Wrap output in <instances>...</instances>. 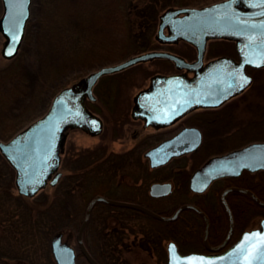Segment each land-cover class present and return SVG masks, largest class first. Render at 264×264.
I'll use <instances>...</instances> for the list:
<instances>
[{
    "label": "rangeland",
    "instance_id": "374dc122",
    "mask_svg": "<svg viewBox=\"0 0 264 264\" xmlns=\"http://www.w3.org/2000/svg\"><path fill=\"white\" fill-rule=\"evenodd\" d=\"M131 1L142 2L31 0L30 16L22 44L17 55L11 59H5L1 55L5 38L0 33V141H8L28 124L44 115L53 97L61 89L73 85L102 67L119 64L132 56L151 50L171 51L184 56L186 60H195L196 50L186 42L169 45L160 44L155 39L159 15L173 5L166 6L163 11L157 13L148 9L140 19L134 16V11L131 13L126 9V5ZM170 1L176 2L173 7H201L220 0ZM2 12L3 4L0 0V17ZM145 15L152 19L158 18L157 24L150 26L149 36L142 35V25L149 23L146 22ZM233 48L232 41H209L206 60L219 55H232ZM172 64L166 59H154L104 76L94 90L96 101L88 103L104 121L103 132L99 136H91L81 129L68 131L64 148L66 152L62 155L59 168L62 175L58 182L54 186L47 185L31 198L19 195L16 188V192L0 188L5 191L0 194L1 204L10 206L15 201V222L23 223L21 228L16 229V233L28 247L24 250V255H21L17 245H9L10 241L0 242V264L46 263L48 256L52 257L51 239L58 232H62L64 240L79 250L76 237L80 225H76L83 219L87 203L94 198L95 191L119 196L127 194V197H132L134 192L131 188L135 183H139L147 193L144 195V202L154 205L157 213L165 211L166 216H171L183 203L200 200L188 193L189 188L183 192L174 190L172 196L167 198L153 201L149 199L150 185L155 181L167 180L169 170L174 169L171 165L164 168L165 170L150 169L143 155L158 143L159 138L154 135L156 132L143 129L142 124L133 121L130 116L134 96L148 86L150 78L155 74L173 73ZM250 74L253 78L251 85L232 101V105L227 104L222 108L223 111L215 116L214 129L209 128L207 140L220 136L223 140L211 148L230 146L234 142L236 143L233 147H243L251 142L264 141L250 140L244 133L238 136L233 134L248 122H256L255 125L264 124V67L251 69ZM190 170L191 168H188L186 181ZM12 172L14 184V171ZM139 177L141 181L138 180ZM4 180L0 175V181ZM9 184L8 179V187ZM216 186L219 188V184ZM82 191H86L87 195H83ZM244 203L248 204L249 201ZM246 204H239L236 209L246 210ZM60 205L62 209L74 215L75 220L67 229L49 233L44 225V214L46 210L56 206L58 209ZM92 213L98 221L106 217L107 227L124 225L127 218L133 226L132 230L141 228L148 234L145 238L155 243L156 259L137 248L126 255L127 264H166L167 244L170 240H174L184 254L198 251L202 247L203 221L189 210L181 212L174 220L178 222L174 227L175 236L164 233V222L139 212L119 210L110 213L95 209ZM259 219L260 216L251 217L244 221L242 228L248 230L257 226ZM97 223L102 225L104 222ZM213 227L216 229V223ZM3 231L0 228V235ZM18 254L20 258L16 256ZM82 260L77 259V263L88 264L86 259ZM51 261L53 262L52 259Z\"/></svg>",
    "mask_w": 264,
    "mask_h": 264
},
{
    "label": "water",
    "instance_id": "95a60500",
    "mask_svg": "<svg viewBox=\"0 0 264 264\" xmlns=\"http://www.w3.org/2000/svg\"><path fill=\"white\" fill-rule=\"evenodd\" d=\"M30 1L2 0L0 33L5 41L1 55L5 59L13 58L20 49L30 16ZM155 39L160 44L169 45L186 42L195 48L196 58L188 61L171 51L151 50L119 64L102 67L61 89L53 97L44 115L8 141H0V154L14 171V184L19 195L35 197L47 185L54 186L58 182L62 175L59 171L61 154L64 152L69 130L78 128L91 136L102 134L103 121L87 108L86 99L95 100L93 87L103 75L154 59L169 60L176 69L185 70L184 73L154 75L149 86L134 97L132 116L143 119L145 126L156 128L168 126L196 108L217 107L227 99L243 93L253 80L245 68L264 67V3L261 0H220L201 7L170 6L159 15ZM215 39L234 42L239 60L220 56L204 64L207 44ZM188 72H192L193 76H188ZM245 77L247 83L244 82ZM194 130L187 128L173 139L147 151L145 156L149 158L151 167L162 166L172 157L195 149L200 139H190ZM188 138L189 148L182 151L169 150L179 141L188 142ZM243 170H264V141L251 142L211 158L193 173L190 189L201 193L214 179L238 177ZM231 190L250 196L264 207V201L248 189L237 187L225 191L222 199L230 216V230L233 228V218L225 196ZM150 193L154 197L166 196L172 193V185L169 182L153 183ZM97 202L134 208L162 222L174 221L182 211L190 209L202 215L206 221V231L209 228V220L204 212L192 204H183L171 216H166L138 204L97 195L89 202L77 234L78 248L90 264L99 263L87 251L83 232ZM254 236H264V220L260 228L244 232L233 245L219 253L184 254L178 250L175 242L170 241L167 244L166 264H191L193 261H203V264H264V243H257L255 246L249 244ZM221 247L223 244L212 250H219ZM50 249L56 264H77L76 250L64 240L62 232L52 237ZM249 251L251 255H247Z\"/></svg>",
    "mask_w": 264,
    "mask_h": 264
},
{
    "label": "flooded vegetation",
    "instance_id": "af4514ba",
    "mask_svg": "<svg viewBox=\"0 0 264 264\" xmlns=\"http://www.w3.org/2000/svg\"><path fill=\"white\" fill-rule=\"evenodd\" d=\"M212 41H222V42L227 41V42H231V41L225 40V39H215V40H211L210 42H212ZM231 52H232L231 54L233 56L232 55H223V56H229V57L234 58L235 60H239L238 54H237L236 49H235V45H234L233 50L231 49ZM208 53H209L208 50H206L204 64L208 63L209 61H211L213 59H216V58L220 57V55L219 56H214L212 58L209 57L206 60V55H208ZM172 65H173V69H174L173 73L161 74V75H171V74L186 72L185 70H178V69L175 68L174 64H172ZM251 69L258 70L259 68H252L250 66H247L245 68V71L249 75H251L250 74V70ZM123 70H125V69H123ZM123 70H121V71H123ZM121 71H118V72H121ZM118 72L107 74V75H113V74H116ZM187 74L190 77L193 76L192 72H188ZM107 75H103V76H101L98 79V81L96 82V84L93 87V94H94V90H95L96 85L101 81V79H103L104 76H107ZM155 75H157V74H155ZM149 83H150V81H149ZM148 86H149V84H148ZM243 93H241L239 95H236V96H233L230 99H227L225 102H223L221 105H219L217 107H207V108L199 107V108H196L193 111H191L189 113H186L185 115H183L182 117H180L179 119L174 121L172 124H170L168 126L158 127V128H156L154 126H151V125L150 126H145V121L143 119L134 118L132 116V109H133V106H134V98H133V106H132L131 113H130V116H131L132 120L133 121H137L140 124H142L143 129H151V130H153L154 133L156 132V134H154L155 136H157L156 138L157 139L159 138L157 140L158 143H156L154 146L149 148L147 151H149L150 149H152L154 147H157L158 145H160V144H162V143H164V142H166L168 140L173 139L177 134L181 133L182 131H184L187 128L195 129L194 132L192 133L190 139H192V140H196L197 138L200 139V143L195 149H193V150H191L189 152L183 153V154H181L179 156L172 157L166 164H164L162 166L151 167L149 158L145 156L147 151H145V153L143 155L144 158L148 161V164H149V167H150L151 170L156 171V170H159V169H164V168L166 169L170 165H171L170 167H172V169H174L172 171L168 169L170 171V175H169V177H167L168 181L167 180H163V181L159 180V181L153 182V183H156V182H161V183L169 182V183H171V185H172V193H170V194H168L166 196H162V197H154L150 193V187L153 184L152 183L150 185V187H149V193H148V197H149L150 200L153 201V200H157V199L167 198V197L172 196L174 190H175V192L177 190L179 192H180V190H181V192H183L187 188H189V190L187 189L188 193H190L193 196H196V197H198L200 199L199 201L197 200V201H194L193 203H186V204L195 205V206H197L198 208H200L204 212V214L206 215L207 219L209 220V228H208V231H206V221H205V219H204V217L202 215H200L196 211L187 209L190 212H192L193 215L198 217V219L202 220L203 221L202 223L204 225L203 235L201 237L202 247L198 251H191V252H188V253L195 252V253H202V254H210V253L223 252L226 249H228L231 245H233L240 238V236L244 232L252 230V229L260 228L261 227V222L264 220V212H261L258 209V206H260L263 209H264V207H262L257 202H255V200L252 199L250 196H249V198H250L251 202L246 204V206H247L246 210L243 209V210L239 211V209H236L237 206L239 205L238 204L239 201H238L237 194H243V193H239V192L231 190V191H228L226 193V196H225V200H226L227 206L229 207V209L231 211V214H232V218H233V228H232V230H230V225H231L230 216L228 215L227 209H226L225 204L223 202L222 195H223V193L225 191H227V190H229L231 188H237V187L245 188V187L238 186L237 179H238V177L240 175L238 177H228V176H226V177L216 178L213 181H211L209 183L208 187L201 193L193 192L190 189V178H191V176L193 175V173L196 170L201 168L211 158L219 156V155L226 154V153H228L230 151H233L235 149L240 148V146L233 147L232 145L234 143H232L230 146H226V147L220 145L221 147H219V148H214V147L211 148L213 145H216L217 142H219V141L222 142L223 139L220 136L219 138H214L212 140L211 139L207 140V134H208V132H210L209 128L214 129V125H213V123L215 121L214 118H216L215 116L223 111L222 108L224 106H226L227 104L232 105L234 103L232 101L235 98L241 96ZM94 97H95V100L86 99V106L92 113L97 115V113H95L88 106V102L96 101L97 98H96L95 94H94ZM217 121H218V118H217ZM103 123H104V121H103ZM195 137H196V139H195ZM231 137H233V136H231ZM227 144H228V142H227ZM189 146H190V141H189V138H188V142L187 141H183V142L179 141V143L171 146L169 148V150L182 151V150H185V149L189 148ZM64 148H65V146H64ZM65 152H66V150H64L62 155L63 154L65 155ZM62 155H61V163H62ZM144 158H141V159H144ZM175 164H176L177 167L175 166ZM188 168H191V170H190L191 173H190L189 177H187V181H186V174H188L187 173ZM245 171L248 172L251 175L249 177V179L253 183L255 181L254 180L255 174L256 173H260V171H264V170H259V171H256V172H249L247 170H243L242 173H244ZM138 180L141 181L142 179L139 177ZM217 184H219V188L216 186ZM122 189L127 191L126 188H122ZM131 189H132V192H134L132 194L134 196H132V197H127V194L119 196V195H112V194L105 193V192H102V194H99V195H102V196H104L106 198H109V199H112V200L138 204V205L147 207L150 210H152V211L157 213V211L155 210L156 208H155L154 205L147 204V203L144 202V200H143L145 198L144 195L147 194V193L145 192V190L142 188V186L139 183H135L133 188H131ZM245 189H248V188H245ZM248 190L252 191L251 189H248ZM252 192L255 194L254 191H252ZM259 193L260 194L264 193V185H263L262 188H260ZM262 196L264 198V194H262ZM92 199L93 198H91L89 200V202ZM89 202L87 203V206H88ZM183 204H181V205H183ZM87 206H86V208H87ZM86 208H85V211H86ZM95 209H98V210L103 209L104 212L107 211V212H110V213H116L119 210H121V211H125L126 210V211H131V212H139V213H141V214H143V215H145L147 217H150V216H148V215H146V214H144V213H142V212H140V211H138V210H136L134 208H130V207H126V206H119V205H112V204H107V203H102V202H97L92 208V211H91V214H90L87 226H86L87 231H88V234H87L86 237H87V243L89 245L86 246L85 243H84L87 251L90 253V255L96 261H97V259L101 258L100 257L101 255H99V256L96 255L98 253L97 250H99L97 244H99L101 241L103 243L109 244L108 240H110L111 238H113L115 240L122 239L124 241V243H126V244L122 245L123 247L119 246L120 250H121V251L118 252L119 254H117L116 252L112 253L110 247L109 248L105 247L104 248V255L105 256L103 258L110 257L113 254H115V255L117 254V255L121 256V258L127 260L126 255L132 253L134 250L139 248V250L141 252H145L147 255H149L153 259H156V252L153 249H149L148 247L142 246V241L140 240L141 239L140 238L141 234L136 232V230H132L131 226H129V227H125L124 226L123 227V225H120V226L107 227L106 224H107L108 221H107V219L105 217V219L101 218L104 221L105 225L100 228L98 226V223H97L98 220H95L94 215L92 213ZM175 210L173 211V213L175 212ZM234 210L236 212L243 213V214L246 212V214H247V219L246 220H249L251 217L253 218L254 216H260V219L258 220V225L253 227V228H251V229H248V230L242 228V224L244 222H242L241 225L240 224L237 225L236 224V220H235ZM184 211H186V210H184ZM184 211H182V212H184ZM243 211H245V212H243ZM158 213H160V214L162 213V215L163 214L166 215L165 211H163V212L159 211ZM221 216H223V218ZM109 217H111V216L109 215ZM95 221H97V222H95ZM171 222H173V221H169V222H166V223L168 224V223H171ZM215 223H216V229H214V227H213ZM85 229H84V232H85ZM84 232H83V242H84V237H85ZM164 233H168V234H170L172 236H175L174 235L175 234L174 226H169L167 229L164 230ZM76 239H77V237H76ZM226 239H227V241H226ZM123 241H118V242L122 243ZM170 241L175 242L174 240H170ZM225 241H226V243H224ZM175 244L177 245L176 242H175ZM221 244H223V247H221L219 250H212V248H216V247L220 246ZM177 247H178V245H177ZM75 250H76V259H78V254H79L80 250H78L76 248H75ZM178 250L180 251L179 247H178ZM83 257H84V255H83ZM84 259H86V258L84 257ZM52 260H53L54 264H56L55 261H54L53 256H52ZM87 263L90 264L88 261H87Z\"/></svg>",
    "mask_w": 264,
    "mask_h": 264
},
{
    "label": "trees",
    "instance_id": "16d2710c",
    "mask_svg": "<svg viewBox=\"0 0 264 264\" xmlns=\"http://www.w3.org/2000/svg\"><path fill=\"white\" fill-rule=\"evenodd\" d=\"M175 3H176L175 1H170V0H142V2L131 1V2H128V5H126V9H128L129 12H131V13L134 11V16H137L138 18L141 19L143 14L148 9L156 11V13H157L159 11H163L166 6H169V5L174 6ZM145 19H146V22L148 21L149 23L146 24L145 26L142 25V28L144 29V32L142 33V35L149 36L151 34V32L149 31L150 26L156 25L158 18L152 19V18L146 16ZM140 28H141V26H140ZM254 123H256V122H248L245 126H240L239 129L237 131H235L233 134H235L236 136H238L241 133L247 134L248 139H250V140L264 139V124L261 123V124L255 125ZM251 130L253 132H251ZM234 143H236V142H234ZM238 146H240V145H238ZM12 171H13L12 168L6 163L4 158L0 155V175L5 178L4 181H0V188H7L8 190L11 189L10 192H16L14 189L15 186H14L13 180H12L13 179L12 178V176H13ZM250 176L251 175L246 171L244 173H242L237 179L238 186L251 189L252 191L255 192V194L260 199H262L264 201V198L262 196V194H264V193H261V194L259 193L260 188H262L264 185V173H261V172L256 173L255 177H254L255 181L253 183L249 179ZM8 179H9V183H10L9 187L7 185ZM83 187H84V184H83ZM2 192H5V191L0 189V194ZM102 192L103 191H95L94 196L102 194ZM7 193L10 194L9 192H7ZM81 193L83 195H87L86 191H82ZM237 197H238V201H239L238 204H246V203H244V201L251 202L249 196H247L245 194H237ZM8 205H10V203ZM14 205H15V201L13 203H11L10 206H6L4 204H1V202H0V228L4 230L3 233L0 235V242L10 241V242H8L9 245H12L13 247L15 245H17L18 246L17 248H19L18 250L21 251V253H19V254L24 255L23 252L28 247L25 244V241L23 240V238H21V236H18L16 233V229L21 228L23 226V223L15 222L16 219L14 216L15 215ZM258 209L261 212H264V209L261 208L260 206H258ZM234 214H235V220H236L237 225H239V224L241 225V223L246 221V219H247L246 213L243 214V213L236 212L234 210ZM44 219L46 221L44 223V225L46 226V229L49 233L67 229V227H69L68 225L69 224L72 225V223L75 220L74 215L68 213L64 208L62 209L61 205L58 207V209L56 206L50 210L49 209L46 210V212L44 214ZM126 220H127V222H124V225L122 224L123 227L124 226L125 227L131 226L133 228L130 221L128 222L127 218H126ZM81 221H82V219L78 222V225H76V227H78L81 224ZM98 222H100L102 224V222H104V221L102 220V221H98ZM177 223H178L177 221H174V222H171L168 224L166 222H164L163 228L165 230L169 226L175 227L177 225ZM98 226L101 228L104 226V223L102 225H100L98 223ZM37 228L41 229L40 227H37ZM138 230H136V232L142 234V236L140 237L141 238L140 240L142 241V246H145V247H148L149 249L155 250L154 248H157V247H155V243H153L151 240L145 238V235H148V234L146 232L144 233L141 230V228H139ZM140 231H142V233ZM84 234H85L84 243L86 246H88L89 244L87 243V237H86L88 234L87 228L85 229ZM118 241H123V240L122 239L115 240V239L111 238L110 240H108L109 244L103 243L102 241L99 244H97L99 250H97L98 253L96 255H98V256L101 255L100 256L101 258L100 259L96 258V259L100 264H127V261L125 259H123V258H121V256L117 255V254H119L118 252L121 251L119 246H122L126 243H124V241L122 243H120ZM105 247H107V248L110 247L111 252L112 253L116 252L117 254L116 255L113 254L110 257L103 258L105 256L104 255V248ZM37 250H38V252H40L39 249H37ZM19 254L16 255L18 258L21 257V256H19ZM48 258L49 259H47V262L44 264H54V262L51 261L52 257L48 256ZM82 258H84L83 254L79 253L78 254V260L80 261V260H82Z\"/></svg>",
    "mask_w": 264,
    "mask_h": 264
},
{
    "label": "snow or ice",
    "instance_id": "6c2138e0",
    "mask_svg": "<svg viewBox=\"0 0 264 264\" xmlns=\"http://www.w3.org/2000/svg\"><path fill=\"white\" fill-rule=\"evenodd\" d=\"M261 2L264 3V0H261ZM244 82L247 83L246 77L244 78ZM257 243H264V236H254L249 240V244L252 246H255ZM247 255H251V252L249 251ZM191 264H203V261H199V262L193 261L191 262ZM249 264H251V262H249Z\"/></svg>",
    "mask_w": 264,
    "mask_h": 264
},
{
    "label": "bare ground",
    "instance_id": "6f19581e",
    "mask_svg": "<svg viewBox=\"0 0 264 264\" xmlns=\"http://www.w3.org/2000/svg\"><path fill=\"white\" fill-rule=\"evenodd\" d=\"M94 95V94H93ZM78 264V263H77Z\"/></svg>",
    "mask_w": 264,
    "mask_h": 264
}]
</instances>
